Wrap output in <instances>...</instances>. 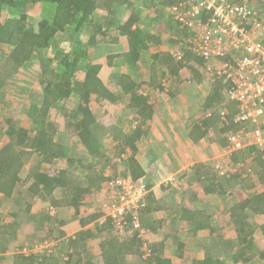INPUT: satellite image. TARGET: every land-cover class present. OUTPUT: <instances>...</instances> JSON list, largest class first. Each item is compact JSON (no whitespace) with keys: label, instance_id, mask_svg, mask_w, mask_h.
Segmentation results:
<instances>
[{"label":"trees","instance_id":"1","mask_svg":"<svg viewBox=\"0 0 264 264\" xmlns=\"http://www.w3.org/2000/svg\"><path fill=\"white\" fill-rule=\"evenodd\" d=\"M187 1L0 0V103L5 104L12 99L13 96L6 91L18 88V84L12 87V80L15 76L22 80L21 71L26 73L23 84L26 89L33 84L40 87L39 93L28 95V104L24 105L25 114L19 111L26 116L28 129L22 128L20 121L13 116H5L0 120V138L4 137L0 145V195L10 202L9 206H13V221L0 227V252H5L6 245L11 240L19 241L17 230L26 224L33 225L37 233L38 227L46 226L45 236H50L58 229L53 224L55 215L45 209L46 203L53 210L58 207H72L75 212H79L81 205H85V198L93 191H108L101 188L100 184L104 180L102 168L110 162L109 166L113 169L117 166L128 172L117 176L129 175L134 180H139L142 176L141 168L133 157L125 159L120 155L114 162L109 159L103 140L110 128L103 125L101 118L114 113L117 115L125 98L130 112L134 111L142 121L150 118L152 114L146 106L145 98L136 91L141 84L127 73L121 72L117 68L120 65H128L129 69L133 66L135 69L140 67L139 63L145 62L146 68L152 72L149 83L159 81L153 73L157 65L165 70L166 79L177 70L194 73L198 79L197 66H202V71L208 74L204 69V58L185 50L184 39L192 36V33L180 22L175 20L185 28L181 30L185 31L186 37L167 39L170 44L182 45L179 48L182 54L177 60L171 54L156 50L161 46L159 35L142 31L139 27L142 22L165 21L167 29L177 32V28L166 23L172 21L166 11L173 4L177 6L172 8L183 10L194 4L197 18L204 24L211 12L204 5H200L203 0ZM252 1L256 5L244 1L241 3V0H234L233 3L254 6L255 14L263 17L264 0H249ZM35 4H40L41 9L29 20L25 10ZM7 10L12 13L18 11V17L9 15L4 18V11ZM144 11L148 15H143ZM148 12L152 13L150 18ZM112 31L117 36L111 35ZM82 33L89 35L86 43H82L78 37ZM118 38H124L126 49L120 47ZM65 44L70 46L68 51H65ZM97 58L104 59L107 64L104 66L92 63ZM226 59L228 58L217 60ZM108 68L110 72L107 79L110 81L105 84L101 80V74ZM207 76L210 88L204 104L212 112L223 108L228 110L224 113L225 121H221L223 131H220L224 132L227 140L240 129V124L233 121L238 112L237 105L225 101L228 83L213 74ZM157 88L161 90L160 86ZM70 99L75 102L71 108L65 105ZM59 102L63 103L65 133L59 132L58 122L51 119L52 106ZM98 102H101L98 112L100 119L93 114ZM245 126L248 124H242L240 130L245 129ZM128 140H118L114 156L125 149L124 144H128L133 150L131 141L134 139L129 142ZM79 148L84 149V154L75 152ZM227 158V165L225 162L221 163L223 165H220V170L212 161L209 166H199L196 173L198 181L195 182L211 198L217 196L218 200L222 199L224 202L231 199L229 207L225 209V206H219L223 202L219 201L215 206L216 211L209 213L206 204L204 211L185 210L183 216L174 220L175 231L183 221L186 222L184 229L187 232L194 231L196 234L200 230L209 231L207 235L194 236L190 241V247L196 248L197 252L191 249L192 251L187 250L183 255L181 249H178L181 256L190 260L188 264H264V248H258L255 243L256 236H264V148L251 145ZM56 160L62 162L61 168H58ZM25 165L29 168L25 169ZM109 180L111 178L108 177L105 182ZM23 187H26L24 196ZM238 187L242 189L237 196ZM191 198L193 200L194 197ZM34 200L41 203L40 207L44 211L42 214L32 212ZM144 210L145 207L140 211L138 221L141 228L146 230L141 224ZM83 212L82 223L89 224L95 220L93 225L97 232L106 230L113 233L110 219L101 225L96 222L101 217L99 205L96 208L91 206L89 211ZM220 220L223 224L218 229H224L225 233H216L215 227ZM88 236L89 233L83 231L79 234L78 241L67 240L72 245L71 252L65 253L67 264H74L82 258L84 251L81 252L80 246L85 247L84 239ZM172 237L175 239V236ZM137 240L136 233L128 225L124 234L112 243H126L121 245H125L128 252H131L132 247L139 245ZM37 242V239L32 240L29 249ZM27 243H23V239L20 241L22 246H27ZM19 249L23 251L15 254L14 264H49L54 258L31 254L27 247L19 246L16 250ZM154 250L155 248L150 250L153 257ZM192 252L195 255H189ZM105 254L103 259L106 264L117 262L116 255L112 257L109 254L111 256L106 257ZM151 257L147 259L150 260ZM151 260L140 263L166 264L164 261Z\"/></svg>","mask_w":264,"mask_h":264},{"label":"crops","instance_id":"2","mask_svg":"<svg viewBox=\"0 0 264 264\" xmlns=\"http://www.w3.org/2000/svg\"><path fill=\"white\" fill-rule=\"evenodd\" d=\"M233 1L227 0L230 4L238 5L244 1V3L256 5L254 1L249 2V0H241V3H233ZM173 6L177 5L173 4L166 11L167 14H170L172 21L166 23H170V27L177 28V32L172 31V37L184 38L186 37V33L184 34L185 28L176 23L177 20L173 17ZM251 8L254 10V6H251ZM151 16L152 13L150 12L149 17ZM196 70L200 79H207L202 74V66H197ZM164 71L161 67L153 70L159 80L156 83H149V75H152L149 70L143 76L137 75L136 68L134 69V74L132 70L129 72L128 70L121 71L127 73L133 80H137L141 84L136 88V91L145 98L146 106L152 111L150 118L142 121L134 111L130 112L126 98L121 102V109H119L120 112L117 115L114 113L112 116L100 117L103 125L108 129L110 128L104 139L106 143H103L105 153L108 152L109 159L114 162L120 155L124 156L125 159L131 156L141 168L142 176L139 180L144 182L148 190L145 210L141 214V224L148 231L146 232V238L142 241L137 240L139 245L132 247L131 252H128L127 247L121 245L126 243L120 242L113 245L118 237L115 233L106 230L97 232L98 230L94 226L95 220L91 223L88 222L89 224L82 223L83 211H89L91 206L96 208L97 204H94V201L104 197V193H100L98 189L85 198V205L80 207L81 212H75L72 207H58L55 212V210L50 208L52 206L46 203L45 209L46 211L53 210L52 214L55 215L54 220L56 221L53 224L58 229L54 230L50 236H45L46 226L38 227L39 233L35 231L31 224L24 225L22 229L19 227L17 230L19 241L11 240L6 245L5 252L4 250L0 252V264H14L15 254L23 251L22 249L16 250L17 247L21 246L29 249L31 241L34 239H37L38 242L32 244L33 248L29 249L31 254L54 257L49 264H67V255L65 253L71 252L72 248L69 243L71 241L68 242L67 240L78 241L80 238L79 234L83 231L89 233L90 236L84 239L85 247L83 245L80 246L81 252L84 251L82 258L74 264H106L103 259L105 252L106 257L116 255L115 260L117 262L115 264H143L140 261H152L151 259L164 261L166 264L189 263L190 260L181 256V254L184 255V252L186 253L187 250L192 249L191 245H189L190 241L194 236H199L198 234L202 230L197 231L196 234L194 231L193 233L187 232L184 229L186 222L183 221L179 224L178 230L175 231L173 230L176 222L174 220L183 216V211L185 210L204 211L206 204L208 207H215L217 202L223 201L221 198V200H218L217 196L211 198L205 194L203 192L204 188H200L195 180L198 181V175L196 174L198 167L201 165L209 166L211 156L220 147L226 145L224 132H220L223 131L220 111L224 110L227 113L228 110L223 108L212 112L209 108H206L204 103L210 88L209 83H205L204 80L200 81L201 85L195 83L197 87L193 91L200 93L198 102H201L198 105L196 103L193 104L192 100L188 101L184 97V92L188 91L186 89L188 86L185 84L183 70H177L176 73L172 74L175 76H170L168 75L169 72H167L169 79L164 78ZM158 86H160L161 90L157 88ZM197 107L200 108L199 115ZM241 128L242 124H240ZM244 128L248 131L253 129V126H245ZM132 139L134 141H131ZM118 140L131 141L133 150L128 144H124L125 149L120 153L117 152L118 155L114 156ZM3 141L4 137H1L0 145ZM108 149L113 150L112 157L109 156ZM75 152L84 154V149L79 148ZM110 163L102 168L104 180L101 181V188H103L104 181L110 177L109 171L112 172V175L117 172L119 175L127 172L122 170V167L119 169L116 166L113 169L109 166ZM59 165L58 168H61L62 165ZM96 167L101 170L99 166ZM28 168L29 166L25 165V169ZM22 189L24 196L26 187ZM191 197H194L193 200H191ZM34 201L35 203L31 207L32 212L38 213V215L42 214L44 211L43 207H40L41 203L38 200ZM9 203L0 195V227L10 223L11 220L13 221V206H9ZM215 229L217 233L218 225H216ZM20 236H22L23 243L28 242L27 246L20 244L22 240ZM172 236H175V239ZM119 240L122 241V239ZM143 244H146L148 248L150 247V250L155 248L154 257L153 254H150V257L152 256L150 260L142 257ZM178 249H181V254ZM192 250L197 252L194 247ZM189 255H195V253Z\"/></svg>","mask_w":264,"mask_h":264},{"label":"built area","instance_id":"3","mask_svg":"<svg viewBox=\"0 0 264 264\" xmlns=\"http://www.w3.org/2000/svg\"><path fill=\"white\" fill-rule=\"evenodd\" d=\"M202 2L200 5L211 12L204 24L197 18L196 8L188 19L180 14L185 10L173 8V12L177 13L175 19L192 33V36L184 39L185 50L202 56L206 61L205 71L228 83L225 101L237 105L238 111L233 121L253 126L251 130L242 129L228 137L224 157H230L232 153L251 145L263 149L264 16L258 17L252 8L230 4L227 0ZM181 46L170 51L175 60L182 54ZM219 58L228 59L218 61ZM224 113V110L220 112L222 121H225ZM214 165L220 170L223 164L215 161ZM107 184L106 198L99 203L101 217L96 222L101 225L110 219L113 233L117 236H122L124 229L130 225L137 239L144 240L148 231L141 228L138 219L140 211L146 206V185L129 175L115 176ZM50 212L53 213V210ZM142 251L143 258L150 257L146 244L142 245Z\"/></svg>","mask_w":264,"mask_h":264},{"label":"rangeland","instance_id":"4","mask_svg":"<svg viewBox=\"0 0 264 264\" xmlns=\"http://www.w3.org/2000/svg\"><path fill=\"white\" fill-rule=\"evenodd\" d=\"M40 9H41V5L40 4H35L32 7L27 8V10H25V13H26L27 17H29V20H30V18H33L35 15H37L38 14V11ZM194 9H195L194 4H190L186 8V10L184 12L181 11L180 14H182L184 18H187L188 19L190 16H192L190 13ZM9 15H13V16H17L18 17V11L17 12H14V13H12V12H10L8 10L7 11H4V16H3L4 18H6ZM143 15H148V14H146V11H144ZM143 15H142V17H143ZM176 15H177V13L174 11V13H173L174 19H175V16ZM180 16L181 15H179V17ZM164 24L165 23H163V22L162 23H148V22L147 23H143L142 22V23H140V27H141V30L142 31L151 32V33H154L155 35H159V37L161 39V46L159 48H157L156 50L157 51H164V52L170 54V51L173 50V49H175L177 47V44L176 43L170 44L169 43V40H167L168 38L172 37V30L167 29V27H165L166 25H164ZM111 28H113V27H111ZM111 35L117 36V34H114L113 31L111 32ZM78 37L80 38V40L82 41V43H86L89 35L82 33V34H79ZM176 39H177V37H175L174 40H176ZM118 42L121 44L120 47L122 49H126L127 48L126 47L127 45H126V42H125L124 38H118ZM69 48H70V46H68L67 44H65V51H68ZM46 56L48 57V52H47V55ZM46 56H44V57H46ZM92 63H97V64L100 63V64H103L104 66L107 64V62H105L104 59L98 60V58L95 59L94 61H92ZM139 65H140L139 68H138V66L136 67V73H137V75H140V76H143V74L146 75L147 72H148V69L146 68L145 62L139 63ZM158 67H161V66L160 65H157L155 68L157 69ZM117 68H119V70H122V71L128 70V72L132 70V72L134 74V68H133V66H132L131 69L128 68V65H126V66L120 65ZM109 72H110V68L106 69L101 74V80L105 84H108L109 81H110L109 79H107L108 76H109ZM20 73H22V74H20L21 75L20 78L22 80H19V78H17L16 76L12 80V87L14 86V84H18V88H12V90L6 91L10 96H13L12 99L11 100H8L5 104H1L0 103V120L3 117H5V116H13V117H16V119H18L20 121L19 125L22 126V128H27L28 129L29 128V123L27 122L26 116L24 115L25 114V112H24V105H27L28 104V102H27L28 101L27 100L28 95L31 94V93H34V94L39 93L40 87H39L38 84H33L32 86L27 87V89H26L23 86V84H25L24 77H25L26 73L23 72V71H21ZM202 74L204 75V77H207L208 78V76H207L208 74H205V72H203V71H202ZM184 80L187 82L186 85L188 86L186 88V89H188V91L186 93L184 92V97L188 101L192 100L193 104L196 103L198 105V103L201 102V101L198 102L200 93H195L193 91V89L197 87V84H195V83L200 84V81L201 80H204V82L206 83L207 82L206 78H203V79L198 78L197 79V77H195V75L193 77V75H192L191 72L189 73L187 71H184ZM74 103H75L74 100H71L70 99L67 102H65V105L67 107L71 108ZM100 105H101V102H98L96 104V107L93 109V114H95V116H96L97 119L101 117L100 114L98 113L99 110H100L99 109L100 108ZM62 108H63V103L62 102H59V103L55 104L54 106H52V112H51V119H53L54 121L58 122L57 124L60 127V129L59 128L58 129L60 130L59 132H61V133L64 132L63 131ZM19 111H22L24 114L21 113V112H19ZM197 112H198V115H199L200 114V108H198V107H197ZM103 143H106V141L103 140ZM227 144H228V141L226 140V145L220 147L219 150L215 154H213L211 156V161L212 162H215V161H218L219 163L227 162L226 161L227 158L224 157L225 155L223 154V150L225 149V146H227ZM108 150H109V156L112 157L113 156V150H111V149H108ZM231 155H233V154H231ZM56 162H57V164H58V162H59V164L62 163L59 160H57ZM59 164H58V166H60ZM220 167H222V166H220ZM109 174H110V177L109 178H113V177H115V176L118 175V173H115L116 175L115 174L112 175V172L111 171H109ZM108 187L109 186L107 184V181L106 182L104 181L103 188L108 189ZM241 189H242L241 187H238L237 191L238 190L239 191L237 193V196L240 194ZM102 193H104V197H101L100 199L95 200L94 201V204L99 205L100 202H102L103 200H105L106 194H107V190L106 191H103ZM230 201H231V199H230ZM230 201L229 200L226 201V202L223 201L222 203H219V206H225V209H226L231 204ZM225 204H227L228 206L225 205ZM208 208H209V211H208L209 213H212L213 211H216V209H217L214 206H209ZM210 208H212V209H210ZM222 224H223V221L220 220V222L217 225L219 226V225H222ZM207 232H208V230H206V231H200V233L198 235L201 237V236L207 235ZM217 233H225V230L224 229H218L217 230ZM255 243H256V245H257L258 248L263 249L264 248V236H262V235L256 236ZM219 252H221V250L218 251L217 253H219Z\"/></svg>","mask_w":264,"mask_h":264},{"label":"clouds","instance_id":"5","mask_svg":"<svg viewBox=\"0 0 264 264\" xmlns=\"http://www.w3.org/2000/svg\"><path fill=\"white\" fill-rule=\"evenodd\" d=\"M246 5V4H245ZM247 7H249L248 5H246ZM249 8H251V7H249Z\"/></svg>","mask_w":264,"mask_h":264}]
</instances>
